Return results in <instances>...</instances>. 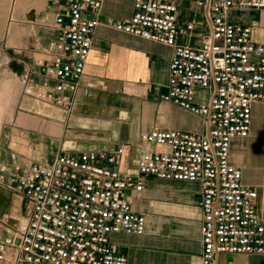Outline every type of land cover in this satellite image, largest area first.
Listing matches in <instances>:
<instances>
[{
	"label": "built area",
	"instance_id": "2783aa9c",
	"mask_svg": "<svg viewBox=\"0 0 264 264\" xmlns=\"http://www.w3.org/2000/svg\"><path fill=\"white\" fill-rule=\"evenodd\" d=\"M45 1L54 7L56 39L36 62L39 81L27 74L24 92L69 110L104 0ZM197 6L208 30L196 44L194 22L179 24L177 0H132V14L113 28L173 48L162 101L199 117L203 130L147 132L142 141L151 149L138 152L134 172L120 147L60 152L49 164L1 173L0 184L23 198L28 213L0 238V264H129L109 237L144 234V215L124 194L142 191L148 178L199 184L200 264H215L221 254L264 253L257 192L242 185L241 170L229 161L231 142L249 135L252 104L264 103V45L251 40L248 26L228 21L231 10H262L264 0H198Z\"/></svg>",
	"mask_w": 264,
	"mask_h": 264
},
{
	"label": "crops",
	"instance_id": "0c3cea01",
	"mask_svg": "<svg viewBox=\"0 0 264 264\" xmlns=\"http://www.w3.org/2000/svg\"><path fill=\"white\" fill-rule=\"evenodd\" d=\"M197 1L177 0L180 26L194 22L193 44L208 30ZM131 14L132 0H104L69 110L21 90L20 105L8 110L0 126V174L19 165L49 164L60 152H111L120 147L130 169L141 149H151L142 141L147 132L203 130L199 117L162 101L173 48L113 28ZM228 21L248 26L251 40L264 45V9L231 10ZM12 70L17 71L14 66ZM18 72L24 80L28 68L20 66ZM251 113L249 135L231 142L229 161L241 170L242 185L257 192L256 212L264 225V103L252 104ZM124 197L144 215V234L110 235L115 253L129 264H200L199 184L148 178L142 191H128ZM27 213L23 198L0 184V238ZM215 264H264V253L221 254Z\"/></svg>",
	"mask_w": 264,
	"mask_h": 264
},
{
	"label": "rangeland",
	"instance_id": "374dc122",
	"mask_svg": "<svg viewBox=\"0 0 264 264\" xmlns=\"http://www.w3.org/2000/svg\"><path fill=\"white\" fill-rule=\"evenodd\" d=\"M53 12L54 7L45 0H0V88L6 80L15 81L9 87V109L21 103L24 80L18 72L20 66L28 68L30 80L36 81L41 74L36 62L46 58L56 39L51 26ZM12 66L17 71L13 72ZM133 164L130 172L135 171V161Z\"/></svg>",
	"mask_w": 264,
	"mask_h": 264
},
{
	"label": "bare ground",
	"instance_id": "6f19581e",
	"mask_svg": "<svg viewBox=\"0 0 264 264\" xmlns=\"http://www.w3.org/2000/svg\"><path fill=\"white\" fill-rule=\"evenodd\" d=\"M12 82V81H11ZM8 80L4 81L2 87L0 88V125L3 119V115L8 112L7 105L11 102V96L9 95L10 83ZM15 81H13L14 85Z\"/></svg>",
	"mask_w": 264,
	"mask_h": 264
}]
</instances>
